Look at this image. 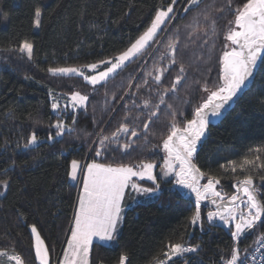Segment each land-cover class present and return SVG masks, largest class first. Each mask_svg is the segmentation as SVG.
<instances>
[{
    "label": "trees",
    "instance_id": "16d2710c",
    "mask_svg": "<svg viewBox=\"0 0 264 264\" xmlns=\"http://www.w3.org/2000/svg\"><path fill=\"white\" fill-rule=\"evenodd\" d=\"M242 2L232 0L231 8ZM171 3L172 0H0V180L9 182L7 188L0 186V248L12 254L14 247L24 264H39L32 225H36L49 250L51 264L64 250L78 197V184L68 176L73 159L82 165L93 159L112 166L152 162L158 173L166 157L163 139L169 131L170 111L177 112L182 127V121L193 118V108L205 96L204 81L210 86L218 82L219 58L228 44L227 24L233 19L227 0H202L199 9L187 14L183 12L187 0H177L174 19L155 38L160 43L147 47L103 84L93 86L77 75L47 71L50 67L114 60L147 30L156 12ZM221 8L223 12L218 11ZM36 9L41 11L37 30ZM201 9L216 21V38L207 46L204 41L209 37L199 31L190 37L185 27L194 12ZM177 27L179 49L176 65L172 66L165 45L170 37L174 38ZM24 41L33 44L31 60L19 52ZM162 52L166 54L163 60ZM181 64L186 69V79L165 97L172 109L160 105L154 122L143 130L148 115L155 110L152 106L159 103L158 95L151 90L170 88ZM154 65L168 69L160 84L153 79L158 74ZM103 68L102 65L99 70ZM138 84L143 85L139 90ZM75 91L89 96L86 106L65 108ZM53 97L60 105L59 114L51 107ZM144 100H150L152 106L145 108ZM125 112L130 114L127 122L141 134L132 138V146L126 151L110 144L107 151L96 156L98 134L110 135ZM73 116L75 131L56 136L51 125L58 119L72 124ZM33 132L39 143L25 149L23 145ZM49 134L54 137L52 141L48 140ZM129 135L122 134L119 144L129 143ZM256 155L264 161V64L225 117L209 127L206 139L197 145L193 162L205 173L203 183L208 182V177L219 180L216 190L225 198L238 195V181L252 174L259 200L264 201V185L259 179L264 172H242L237 167L234 173L229 163L236 162L238 166L245 157L252 159ZM157 177L160 192L154 197L134 199L136 194L128 190L116 240L111 244L95 241L89 264H120L122 255L126 257L125 264H153V258L169 241L181 238L188 244H198L199 249L175 259L174 264H223L221 257H230L233 229L208 222L207 213L214 207L201 203L202 227L199 222L191 224L196 203L175 186L173 177ZM260 233H264V216L240 242L242 258L254 248Z\"/></svg>",
    "mask_w": 264,
    "mask_h": 264
},
{
    "label": "snow or ice",
    "instance_id": "6c2138e0",
    "mask_svg": "<svg viewBox=\"0 0 264 264\" xmlns=\"http://www.w3.org/2000/svg\"><path fill=\"white\" fill-rule=\"evenodd\" d=\"M176 2L177 0H172V3L166 9L158 10L147 30L127 50L115 57L114 60L110 58L107 61L102 60L79 68L50 67L47 71L54 75L76 74L93 86L103 84L125 62L141 54L152 44L160 43L155 38L160 32L165 30L162 26L167 25L174 19L173 5ZM201 2L202 0H187L183 12L187 14L194 9H199ZM231 5L232 0H227V6L233 15V19L228 21L225 35V40L230 42V44L225 45L227 50H224L223 55L219 58V80L213 86H210L208 81H204L203 92L205 96L202 98V102L193 108V118L182 121V127L180 122L177 121V112L174 110L170 111L169 131L163 139V150L167 155L164 158V164L160 167L164 177H175V186L189 189L195 194L196 211L190 218L191 224L196 225L199 222L202 227L200 204L211 197V203L216 205V210L207 213L208 222L213 223L218 218L224 225H228L233 229L231 236L234 246L229 258L224 259L223 256L221 257L223 264H244L246 257L242 258L240 256L239 240L246 233L253 231L257 226V222L261 221L262 216H264V201L258 199L253 175H245L242 180L238 181L237 191H242L246 199L234 194L225 201L224 196L215 187L219 184V180L214 177H208V182L201 185L200 180L205 176V173L201 172L192 162L193 154L197 150V142L205 135L212 118L220 117L223 114V111L233 99L247 86L248 81L254 79V74L259 70L261 64H264V0H243L241 6L235 9H232ZM218 11L223 12V8ZM34 16V23L39 27L41 11L36 9ZM204 25H207V27H204ZM185 27L190 30V37L198 31L209 37V39L204 41L206 46L210 42H214L217 35L216 21L204 9L195 11L191 17V22ZM178 33L179 27L175 29L174 38L170 37L165 45L169 63L172 66L176 65L175 54L179 49ZM19 52L22 54L26 53L27 58L31 60L33 58V44L28 41L22 42L19 45ZM165 55L162 52L160 59H165ZM101 65L104 66V70L98 71ZM154 68L158 74L153 79L157 84H160L162 76L168 69L156 67L155 65ZM89 70L95 71V74L87 75L86 72ZM185 73L186 69L181 64L170 88H165L162 92L159 88L151 90L158 95L159 103L152 106L150 100L143 101L145 108L152 106L155 109L148 115L147 122L143 124V130H148L150 124L154 122L153 118L158 116L160 105H166L168 109H172V105L166 103L165 97L168 93H174L177 90L179 85L186 79ZM147 75L152 76V73L148 72ZM147 83L148 81L145 79L144 84L146 85ZM142 86L140 84L136 85L137 90ZM88 100L89 96L79 91L70 94V102L73 109L85 107ZM133 104H135L134 101ZM51 107L57 112L60 109L55 97H53ZM67 107L68 105H65V108ZM125 107L127 108V105ZM136 107H139V105H136ZM135 118L139 119V116ZM129 119L130 114L125 112L122 122L110 135L98 134L99 146L95 150L96 156H101L103 152L107 151L110 144H116L117 147L125 151L132 146V138L138 137L141 133L138 132L136 127L130 126L127 122ZM75 122L76 120L73 116L72 124L58 119L51 126L56 129V136H63L66 131H75L72 126ZM122 134H130L129 143L119 144ZM38 139L36 133L33 132L23 147L28 149L30 146L36 145ZM53 139L52 134H49L48 140L52 141ZM256 151L259 152L260 150L257 149ZM229 163L232 165L231 171L234 173L237 171V167L242 172H251L252 169H256L258 173L264 172V161H261L259 155L254 156L252 159L245 157L238 166L236 162ZM154 167H156L155 164L143 161L139 164H120L115 167L99 163L95 159L84 165L75 159L71 161L68 176L74 182L78 180V176H81L82 183L79 188L70 227L71 235L67 239L64 259L60 264H89L88 254L93 239L96 238L98 241L114 239L117 226L123 219L122 205L129 189L136 194L134 199L139 197L150 198L159 194L160 184L157 183V177L153 174ZM134 177L147 178L154 186L144 187L136 183L133 179ZM259 179L264 185V175H260ZM8 184L7 180H0V186L7 188ZM238 200L243 207L237 205L236 202ZM31 233L35 238L36 258L40 264H49V250L41 238L36 225L31 226ZM256 243L264 246V233L259 234ZM198 249V244H188L183 241V238L176 242L169 241L161 254L153 258V264H174L175 259H183L186 254L195 253ZM244 251L247 252V249ZM4 257L7 258L8 264H24L22 256L15 253L14 247L12 254L9 253L7 248H0V258ZM125 260L126 257L122 255L120 264H125Z\"/></svg>",
    "mask_w": 264,
    "mask_h": 264
},
{
    "label": "rangeland",
    "instance_id": "374dc122",
    "mask_svg": "<svg viewBox=\"0 0 264 264\" xmlns=\"http://www.w3.org/2000/svg\"><path fill=\"white\" fill-rule=\"evenodd\" d=\"M173 8H175L174 7V5H173ZM165 26V25H164ZM164 26H162L163 28H164ZM35 29L37 30L38 29V27L35 25ZM228 44H230V42H228ZM138 56V55H137ZM137 56H135V57H137ZM135 57H133V58H131L130 59V61L131 60H133ZM130 61H128V62H125V64L120 68V69H118L114 74H111L110 75V77H112V76H114L118 71H120L125 65H127ZM102 66V65H101ZM100 66V67H101ZM64 67H81V66H64ZM102 70H104V68L103 69H101V70H99V68H98V71H102ZM89 72H91V74L89 73ZM86 74L87 75H94L95 74V71H92V70H89V71H87L86 72ZM70 75H76V74H70ZM78 76V75H77ZM89 83V82H88ZM66 105H68V106H70V108L71 109H73L72 107H71V102H70V98H69V101L67 102V104ZM78 108H81V107H77L76 109H73V110H77ZM38 143H39V140H38ZM37 143V144H38ZM36 144V145H37ZM32 146H34V145H32ZM165 154L167 155V153L165 152ZM92 162V161H91ZM146 163H152V162H146ZM85 164V163H84ZM83 164V165H84ZM153 164H155V163H153ZM164 164V163H163ZM156 165V164H155ZM115 167V166H114ZM157 165H156V167H154V169H153V174L157 177L158 175H160L163 179H167V178H171V177H173L174 179H175V177L174 176H169V177H164L163 176V172H162V169H161V167H160V169H159V172L158 173H156L157 172ZM134 179V181L136 182V183H138V184H141L142 186H144V187H153L154 185H153V183L151 182V181H149V180H147V178H144V179H141V178H139V177H134L133 178ZM72 181V180H71ZM74 182V181H73ZM76 183L78 184V192H79V188H80V186H81V183H82V179H81V176H78V180L76 181ZM157 183H159L160 184V182H159V180H158V177H157ZM177 187V186H176ZM181 189H185V188H183V187H180ZM244 199H246V197H244ZM123 222V219H122V221H121V223ZM215 222H218V223H222L223 224V222H221L218 218L217 219H215L214 220V222L213 223H215ZM224 225V224H223ZM120 229V228H119ZM117 232H115L114 233V239H112V240H110V241H99V242H102V243H105V244H111V243H113L114 242V240H116V235H117V233H118V229L116 230ZM33 235V234H32ZM70 235H71V233L69 232V237H70ZM41 236V235H40ZM33 238H34V236H33ZM42 238V237H41ZM34 240H35V238H34ZM94 241H98L96 238H94L93 239V242ZM67 247V240H66V243H65V247H64V249ZM90 250H91V248H90ZM60 259H61V261L64 259V250L62 251V254H61V257H60ZM88 261H89V256H88ZM40 263V262H39Z\"/></svg>",
    "mask_w": 264,
    "mask_h": 264
},
{
    "label": "water",
    "instance_id": "95a60500",
    "mask_svg": "<svg viewBox=\"0 0 264 264\" xmlns=\"http://www.w3.org/2000/svg\"><path fill=\"white\" fill-rule=\"evenodd\" d=\"M255 73H256V72H255ZM254 75H255V74H254ZM250 81H251V80L248 81L247 86L241 91V93L238 94L237 97H235V98L233 99V101L230 103V105H229V106L223 111V114H222L220 117H215V118H213V123H215V122H220V121L225 117V115H226L227 112L231 109V107L234 106V105L236 104V102L239 100V98L241 97V95H242V93L244 92V90H245V89L248 87V85L250 84ZM208 129H209V125H208V128H207V131H206L205 135H204L203 137H201V139L197 142V144L202 143V142L206 139V137H207V135H208ZM193 155H194V154H193ZM192 162H193V161H192ZM193 164H194V162H193ZM201 182H202V179L200 180V184H201ZM205 184H206V183H205ZM202 185H203V184H202ZM215 187H216V186H215ZM184 194L187 196L188 200H190L192 203H196V197H195V194L192 193L189 189H186L185 192H184ZM256 194H257V193H256ZM239 196H240V197L243 196V192H242V191H239ZM257 196H258V195H257ZM258 199H259V197H258ZM225 201H227V199H225ZM219 202H224V201H219ZM239 202H240V201L238 200L236 203H239ZM201 203H205V204H208V205H210V206L216 208V205H214V204L211 203V197H210L209 199H207V200L202 201ZM262 218H263V216H262ZM262 218H261V220H262ZM260 222H261V221H258V222H257V225H258ZM248 233H249V232H248ZM246 235H247V233H246L244 236L241 237V239L239 240V244H240V242L242 241V239H243ZM239 244H238V247H239Z\"/></svg>",
    "mask_w": 264,
    "mask_h": 264
},
{
    "label": "built area",
    "instance_id": "2783aa9c",
    "mask_svg": "<svg viewBox=\"0 0 264 264\" xmlns=\"http://www.w3.org/2000/svg\"><path fill=\"white\" fill-rule=\"evenodd\" d=\"M60 257L61 254L59 258L55 260L54 264H60L61 262ZM245 257L246 259L244 260V264H264V246H262L259 243H256L254 248L251 251H249V253Z\"/></svg>",
    "mask_w": 264,
    "mask_h": 264
},
{
    "label": "crops",
    "instance_id": "0c3cea01",
    "mask_svg": "<svg viewBox=\"0 0 264 264\" xmlns=\"http://www.w3.org/2000/svg\"><path fill=\"white\" fill-rule=\"evenodd\" d=\"M130 190V189H129ZM132 191V190H131ZM140 198H142V197H139V198H137V199H140ZM122 208H123V211H124V206L122 205ZM123 211H122V217H123ZM121 224L122 223H119L118 224V226H117V229L119 230V228L121 227ZM117 232V231H116ZM95 242V241H94ZM93 242V243H94ZM92 243V244H93ZM92 246V245H91ZM91 246H90V248H91ZM90 255V249H89V254H88V256ZM38 260V259H37ZM38 263H39V260H38ZM0 264H8V261H7V258L6 257H4V258H0ZM40 264V263H39ZM49 264H51V260H50V257H49Z\"/></svg>",
    "mask_w": 264,
    "mask_h": 264
},
{
    "label": "flooded vegetation",
    "instance_id": "af4514ba",
    "mask_svg": "<svg viewBox=\"0 0 264 264\" xmlns=\"http://www.w3.org/2000/svg\"><path fill=\"white\" fill-rule=\"evenodd\" d=\"M213 124V118H212V121H211V123L209 124V127L211 126ZM197 145H199V144H197ZM202 184H204L203 182H201V185ZM186 190V188L185 189H183V190H181V192H184ZM238 196H239V194H238ZM186 198H187V196H185ZM225 198V197H224ZM242 198H244V194H243V196H242ZM225 199H227V198H225ZM237 205H239L240 207H243V205L239 202V203H237ZM216 210V208H214V210L213 211H215Z\"/></svg>",
    "mask_w": 264,
    "mask_h": 264
},
{
    "label": "bare ground",
    "instance_id": "6f19581e",
    "mask_svg": "<svg viewBox=\"0 0 264 264\" xmlns=\"http://www.w3.org/2000/svg\"><path fill=\"white\" fill-rule=\"evenodd\" d=\"M243 94V93H242ZM205 184V183H204ZM185 192V191H184ZM184 192H183V194H184ZM184 196H186L185 194H184ZM188 199V198H187ZM190 201V200H189ZM223 226H225L226 227V225H223ZM54 264V263H53Z\"/></svg>",
    "mask_w": 264,
    "mask_h": 264
}]
</instances>
